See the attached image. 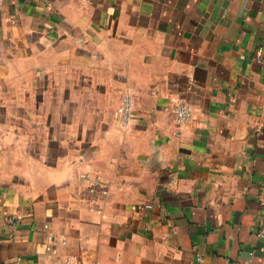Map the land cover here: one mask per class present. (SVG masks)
Instances as JSON below:
<instances>
[{
    "label": "crops",
    "instance_id": "crops-1",
    "mask_svg": "<svg viewBox=\"0 0 264 264\" xmlns=\"http://www.w3.org/2000/svg\"><path fill=\"white\" fill-rule=\"evenodd\" d=\"M261 227L264 0H0V264H264Z\"/></svg>",
    "mask_w": 264,
    "mask_h": 264
},
{
    "label": "built area",
    "instance_id": "built-area-1",
    "mask_svg": "<svg viewBox=\"0 0 264 264\" xmlns=\"http://www.w3.org/2000/svg\"><path fill=\"white\" fill-rule=\"evenodd\" d=\"M262 62V60H259ZM134 107H135V100L134 96L130 91H125L122 96L118 107L114 111V117L117 123L122 128H127L134 117ZM175 121L177 125H184L189 122L195 112L194 106L185 101L178 99L175 101L173 108L171 109ZM78 180L82 185L83 193L88 196L89 201L87 206L91 209L96 211L98 214H103L102 207L96 202H98L100 196H106L109 193L108 188L104 185L102 179L99 175H96L90 171H80L78 173ZM147 207H152V205H147ZM23 220V216L19 214L8 215L6 218V223L10 227L11 232H14L20 223ZM13 233H11L12 235ZM258 235L264 239V227H261L258 230ZM50 242L58 241L59 243L65 245L67 240L65 237H57L55 235L49 236ZM53 255H57L56 248H54L50 252V257ZM16 264H25L22 256H17L15 258ZM51 264H100L99 262L88 263L85 262L80 258L79 255L71 254L66 256L65 258L61 259L60 257H56ZM193 264H204V258L201 253H197L195 257V261Z\"/></svg>",
    "mask_w": 264,
    "mask_h": 264
}]
</instances>
